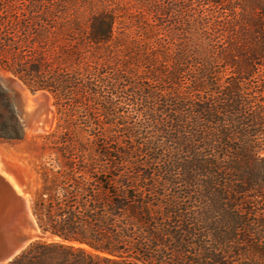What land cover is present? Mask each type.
Returning a JSON list of instances; mask_svg holds the SVG:
<instances>
[{
  "label": "trees",
  "instance_id": "1",
  "mask_svg": "<svg viewBox=\"0 0 264 264\" xmlns=\"http://www.w3.org/2000/svg\"><path fill=\"white\" fill-rule=\"evenodd\" d=\"M11 73L54 98L42 230L6 264H264V0H0Z\"/></svg>",
  "mask_w": 264,
  "mask_h": 264
},
{
  "label": "rangeland",
  "instance_id": "2",
  "mask_svg": "<svg viewBox=\"0 0 264 264\" xmlns=\"http://www.w3.org/2000/svg\"><path fill=\"white\" fill-rule=\"evenodd\" d=\"M22 2V0H12ZM4 77L10 80L6 85ZM3 84L13 96L17 112L26 131V139L16 142L0 143V158L3 170L24 180L25 189L33 195L41 185L38 172L43 162H48V155L40 153L38 146L41 136L53 131L57 124V110L53 96L45 90L32 91L24 82L11 73H4Z\"/></svg>",
  "mask_w": 264,
  "mask_h": 264
},
{
  "label": "water",
  "instance_id": "3",
  "mask_svg": "<svg viewBox=\"0 0 264 264\" xmlns=\"http://www.w3.org/2000/svg\"><path fill=\"white\" fill-rule=\"evenodd\" d=\"M36 240L78 244L42 230L33 211L31 196L18 192L0 173V264L12 261Z\"/></svg>",
  "mask_w": 264,
  "mask_h": 264
},
{
  "label": "bare ground",
  "instance_id": "4",
  "mask_svg": "<svg viewBox=\"0 0 264 264\" xmlns=\"http://www.w3.org/2000/svg\"><path fill=\"white\" fill-rule=\"evenodd\" d=\"M5 81L6 85H10V80L6 77L3 78ZM3 163L2 160L0 158V173L3 174L4 176L7 177V179L14 185V187L17 189L18 192L24 194L26 197L30 196V194L28 195L27 191H26V185L24 180L18 178L15 173L14 175H12L10 172H5L3 170Z\"/></svg>",
  "mask_w": 264,
  "mask_h": 264
}]
</instances>
